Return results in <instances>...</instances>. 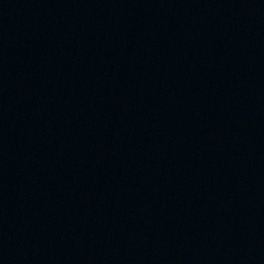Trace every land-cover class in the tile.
<instances>
[{"label":"water","instance_id":"obj_1","mask_svg":"<svg viewBox=\"0 0 264 264\" xmlns=\"http://www.w3.org/2000/svg\"><path fill=\"white\" fill-rule=\"evenodd\" d=\"M0 264H264V0H0Z\"/></svg>","mask_w":264,"mask_h":264}]
</instances>
